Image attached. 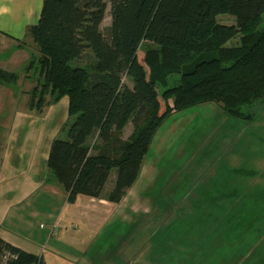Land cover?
<instances>
[{
    "label": "trees",
    "instance_id": "16d2710c",
    "mask_svg": "<svg viewBox=\"0 0 264 264\" xmlns=\"http://www.w3.org/2000/svg\"><path fill=\"white\" fill-rule=\"evenodd\" d=\"M108 4L111 25L102 31ZM227 14L237 26L217 22ZM237 36L239 44L227 46ZM27 37L36 52L28 68L39 65L42 80L30 105L42 112L47 95L67 98L75 118L47 160L69 203L79 196L121 203L172 114L218 102L235 119L249 120L244 108L264 103V0H43ZM86 51L92 72L80 65ZM129 123L133 133L124 139ZM4 255L8 264H44L4 241L0 229V261Z\"/></svg>",
    "mask_w": 264,
    "mask_h": 264
},
{
    "label": "rangeland",
    "instance_id": "374dc122",
    "mask_svg": "<svg viewBox=\"0 0 264 264\" xmlns=\"http://www.w3.org/2000/svg\"><path fill=\"white\" fill-rule=\"evenodd\" d=\"M217 22L227 26L238 23L229 14L220 15ZM110 25L108 4L102 31ZM239 41L237 36L227 46H237ZM29 45L30 58L25 68L19 66L12 73L17 78L0 74V154L2 158L7 157L8 151L11 158L23 154L24 164L21 156L18 158L20 165L26 167L34 163L30 156L38 140L41 139L38 153L43 157L52 139H67L68 128L75 119L68 114L67 98L57 102L54 96L47 95L42 112L30 105L42 80L39 65L28 68L36 54L33 45ZM7 49L0 54V60L12 53L13 49ZM94 63L93 54L86 51L80 65L92 72ZM123 80L132 88L126 76ZM244 112L251 117L249 120L235 119L221 103L206 102L172 114L154 137L138 180L122 200L124 217L116 214L111 221L107 220L91 252L96 251L107 263L118 256L119 250L123 253L136 245L138 255L145 253L137 256L138 261L146 264H264V103L257 101L245 107ZM18 119L21 126L13 129ZM133 128L132 123L127 125L124 139L130 137ZM95 140H89L91 148ZM31 171L29 167L26 175L36 177ZM45 177L46 181L56 180L51 172ZM115 178L114 171L104 195L112 190ZM61 200L59 194L55 195L56 207ZM74 204L68 202L67 195V203L58 210L57 219L67 217ZM17 213L18 208L1 228L6 229L9 240L22 247L27 245L22 238L32 239V243L39 242V237L46 241V235H52L61 224L43 217L30 219L27 215L24 222L14 221ZM194 217L203 224L192 236ZM161 218L163 221L158 222ZM167 248L180 256L166 254ZM7 256L0 264H8Z\"/></svg>",
    "mask_w": 264,
    "mask_h": 264
},
{
    "label": "crops",
    "instance_id": "0c3cea01",
    "mask_svg": "<svg viewBox=\"0 0 264 264\" xmlns=\"http://www.w3.org/2000/svg\"><path fill=\"white\" fill-rule=\"evenodd\" d=\"M42 8L43 0H0V54L6 48L13 49L11 54H7L6 59L0 60V71L15 73L19 66L25 68L30 58L27 48L31 49L27 30L30 26L38 24ZM20 42H24L22 47H20ZM0 58H2L1 55ZM20 123V119L16 120L12 128H19L21 126ZM8 125L10 126V124ZM40 140L36 142V147L30 156L34 163L32 165L30 163L28 167L22 165L26 162L23 154H19L23 160L21 165L18 155L15 157L13 155L11 158L8 151L7 157L2 158L0 154V229L2 239L26 252L41 256L44 264H146L141 260L138 261L137 256H143L145 253L138 255L139 252L136 245L131 249H125L123 253L118 249V256H114L107 263L99 258V254L96 251L91 252V249H94L92 246L103 234L104 228L108 223L107 220L111 221L116 214H119V218L124 217L122 214L124 211L121 206L122 201L119 204L112 202H109V204L104 199L79 196L75 202L76 205L74 204V209L69 215L67 217H59L61 218L60 220L59 218L57 219V216H60L58 215V210L67 203V193L56 180L46 181L45 175H50L46 162L54 139L49 143L47 153L43 157L42 153H38L39 151L41 152ZM29 167L32 170L31 172L36 174V177L26 175ZM58 194L62 200L59 207H56L55 195ZM35 197H37L35 202H31ZM96 202L97 204H94ZM35 203L37 204L34 205ZM16 208H18V213L14 214V221L24 222L25 215H27L30 219L43 217V220L49 221L50 219L54 223L59 221L61 224L52 235H46V241H44V238L39 237L40 241H34L33 245L32 239L22 238L27 243L25 247H22L9 240L6 229L1 228V225L4 226L8 222L11 212ZM193 219L195 220L192 226L196 225L193 228L195 231L192 232V236H195L202 229L203 222L200 218L194 217ZM159 221H163L162 218ZM77 222L81 225H78V227L75 225V227L73 223ZM189 222L190 220L187 223ZM72 225L74 226L73 228ZM152 231H149V234ZM183 233L185 234L186 232ZM158 238L159 233H157L156 239ZM179 248L177 250H180ZM171 249L175 250V248ZM113 250L117 249L114 248ZM165 251L168 255L176 253L171 252L169 248ZM209 252L211 251L209 250ZM176 254L180 256L179 253Z\"/></svg>",
    "mask_w": 264,
    "mask_h": 264
}]
</instances>
